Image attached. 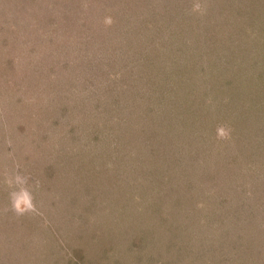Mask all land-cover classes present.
Returning a JSON list of instances; mask_svg holds the SVG:
<instances>
[{"label":"rangeland","instance_id":"1","mask_svg":"<svg viewBox=\"0 0 264 264\" xmlns=\"http://www.w3.org/2000/svg\"><path fill=\"white\" fill-rule=\"evenodd\" d=\"M0 264H264V0H0Z\"/></svg>","mask_w":264,"mask_h":264},{"label":"clouds","instance_id":"2","mask_svg":"<svg viewBox=\"0 0 264 264\" xmlns=\"http://www.w3.org/2000/svg\"><path fill=\"white\" fill-rule=\"evenodd\" d=\"M191 11L203 15L206 11L204 6L199 2H194L191 6ZM104 23L110 25L112 19L110 17L105 18ZM218 139L226 140L230 138L231 129L225 125H219L216 130ZM30 177L22 174L19 171V167H16L14 171H7L4 174V183L8 188V201L9 204L5 208V211H12L17 216H23L25 214L36 213L39 214L38 209L34 203L33 192L29 188Z\"/></svg>","mask_w":264,"mask_h":264}]
</instances>
